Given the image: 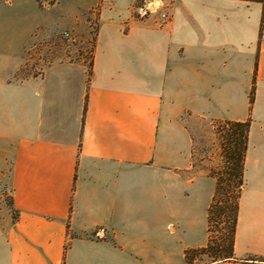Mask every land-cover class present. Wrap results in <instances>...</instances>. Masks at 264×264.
<instances>
[{
    "label": "crops",
    "instance_id": "0c3cea01",
    "mask_svg": "<svg viewBox=\"0 0 264 264\" xmlns=\"http://www.w3.org/2000/svg\"><path fill=\"white\" fill-rule=\"evenodd\" d=\"M137 2L101 0L90 81L81 60L0 74L16 213L0 199V264H187L208 244L217 184L192 172L197 122L249 117L236 260L214 264H264L246 260L264 259V4L164 0L138 19Z\"/></svg>",
    "mask_w": 264,
    "mask_h": 264
},
{
    "label": "rangeland",
    "instance_id": "374dc122",
    "mask_svg": "<svg viewBox=\"0 0 264 264\" xmlns=\"http://www.w3.org/2000/svg\"><path fill=\"white\" fill-rule=\"evenodd\" d=\"M95 1L0 0V74L10 81H20L38 76L45 64L54 61L88 63L99 13L98 9L88 8ZM137 3L142 5L144 1ZM194 133L192 172L218 171L223 163L219 134L213 125L201 120ZM9 169V165L0 167L6 175ZM0 192L4 208L12 207L11 195L3 180ZM208 260L207 256H200L195 264Z\"/></svg>",
    "mask_w": 264,
    "mask_h": 264
},
{
    "label": "trees",
    "instance_id": "16d2710c",
    "mask_svg": "<svg viewBox=\"0 0 264 264\" xmlns=\"http://www.w3.org/2000/svg\"><path fill=\"white\" fill-rule=\"evenodd\" d=\"M242 1L264 4V0ZM100 7L101 0L98 10ZM263 27L264 9L259 33L260 38ZM93 40L89 62L87 63L89 81L93 73L96 35ZM84 62L86 63V61ZM255 95L256 79L254 78L250 92V112L255 102ZM212 125L220 136L223 163L218 171L210 170L208 173L217 182L215 195L208 211V244L203 248L187 249L185 253L187 264H195L200 256H207L209 259L202 264L236 260L234 246L238 224L239 202L245 187V164L249 146L251 117L244 122L215 120ZM10 210L13 218L16 219V213L11 206ZM246 260L253 263H264V259L259 257H249Z\"/></svg>",
    "mask_w": 264,
    "mask_h": 264
},
{
    "label": "built area",
    "instance_id": "2783aa9c",
    "mask_svg": "<svg viewBox=\"0 0 264 264\" xmlns=\"http://www.w3.org/2000/svg\"><path fill=\"white\" fill-rule=\"evenodd\" d=\"M144 1V4H142V5H137V6H135L134 7V15H135V17L136 18H138V19H146V18H148L149 17V15H150V13L152 12L148 7H147V5L149 4V3H152L153 4V7H156V5H155V3H154V0H149V1H147V0H143ZM162 7H159L158 9H161ZM139 9H143L145 12H146V14L145 15H141L140 14V11H138ZM159 20H158V24L160 25V26H165L170 20H171V14H170V12H169V10L168 9H166V8H163L161 11H160V13H159Z\"/></svg>",
    "mask_w": 264,
    "mask_h": 264
},
{
    "label": "clouds",
    "instance_id": "9594fccd",
    "mask_svg": "<svg viewBox=\"0 0 264 264\" xmlns=\"http://www.w3.org/2000/svg\"><path fill=\"white\" fill-rule=\"evenodd\" d=\"M154 3L156 5V7H153V4L152 3H149L147 5V7L152 11V12H155L157 10V8L159 7H162L163 6V3H164V0H154ZM138 11H140V14L141 15H145L146 12L143 10V9H139Z\"/></svg>",
    "mask_w": 264,
    "mask_h": 264
}]
</instances>
